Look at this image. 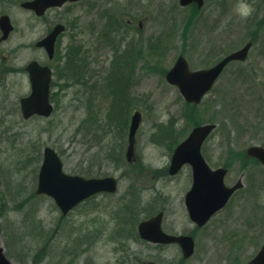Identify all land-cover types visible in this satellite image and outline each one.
Segmentation results:
<instances>
[{
  "label": "rangeland",
  "instance_id": "1",
  "mask_svg": "<svg viewBox=\"0 0 264 264\" xmlns=\"http://www.w3.org/2000/svg\"><path fill=\"white\" fill-rule=\"evenodd\" d=\"M13 9L19 10L15 16L20 28L9 44H25L19 65L35 56L44 58L34 42L57 21L69 24L58 39L61 55L68 45L86 51L78 62L81 68L69 71L68 66H59L60 58L55 62L54 80L81 77L77 83L65 82L62 89L58 88L55 97L59 107L50 118L24 120L16 109V99L30 91L28 75L15 74L9 81L10 103L0 109V210L2 204L6 214H0V245L5 246L7 256L17 264H31L39 254L42 260L38 264H54L56 258L50 255V248L46 249L48 241L38 237L36 228L51 232L56 223L62 225L64 239L73 229L75 238L76 229L84 232L88 224L96 233L98 227L92 226L103 223L100 241L76 264H120L125 255L123 246L139 253L143 264L161 255L140 237L134 238L138 223L164 207L165 223L191 225L183 205L192 181L190 168L186 165L174 178L165 170L172 139L177 136L180 142L194 125L212 121L217 127L205 141L203 154L212 167L228 166L227 184L240 178L244 186L201 228L188 264H233L236 258L242 262L252 258L264 244V165H251L243 151L264 142V0H206L201 12L182 7L179 0H81L48 11L40 20L20 8ZM250 36L256 41L248 59L228 65L196 109L188 106L179 89L166 80L165 74L179 54L185 55L194 69L209 67L244 45ZM133 45L137 58L129 80L125 72L127 84L108 82L118 50L122 60L124 53L129 57L134 54ZM86 52L92 58L90 68L84 58ZM127 63H122L123 70ZM85 66L91 73L101 70L100 75L89 78L90 84L81 82ZM183 105L184 113L180 111ZM135 109L143 113L135 159L126 166L115 165L109 153H114L115 142L120 149L126 147L124 131L127 133L128 126L124 121ZM91 113L95 114L96 126L101 124L109 132L110 143L101 145L100 137L76 135L79 121ZM181 129L184 132L179 135ZM45 145L62 153L68 173L119 177V192L82 203L59 221L61 213L52 198H27L36 187ZM27 154L33 160H26ZM126 170L129 176L123 175ZM35 219L41 225L36 226ZM20 220L24 223L18 226ZM42 246L48 252L44 256ZM133 251H127L128 260L133 258Z\"/></svg>",
  "mask_w": 264,
  "mask_h": 264
},
{
  "label": "water",
  "instance_id": "2",
  "mask_svg": "<svg viewBox=\"0 0 264 264\" xmlns=\"http://www.w3.org/2000/svg\"><path fill=\"white\" fill-rule=\"evenodd\" d=\"M66 0H34L24 3L25 6L35 9L43 14L47 7L62 5ZM192 1L199 4L203 0H181L183 5ZM41 2V3H40ZM1 26L4 37H7L12 26L7 16L2 17ZM64 29L58 24L54 30L38 45L45 46L49 56L52 57L54 43L57 35ZM252 43L236 50L224 57L215 66L209 69L191 71L188 63L181 56L174 67L168 72L167 79L180 87L181 92L188 101L199 102L208 91L216 78L231 60H244ZM31 81V93L21 99L22 110L25 118L33 114L49 116L53 111L50 102V82L52 71L49 66L40 65L37 61L28 64ZM141 121V113L137 111L133 115L128 147V159H131L135 143V133ZM215 128V124H204L193 129L190 135L180 143L174 151L171 161L170 172L176 173L185 162L191 163L194 172V184L186 196L187 206L191 218L198 224L203 225L211 215L225 205L233 191L241 186V182L233 187L224 184L226 170L219 168L212 170L206 163L201 146L206 137ZM250 155L256 156L264 162V148L253 146L248 149ZM117 189V181L114 177L85 178L80 175H71L63 171V162L58 153L52 147H45L44 159L39 173L37 193H46L55 198L64 213L68 212L81 200L101 191L114 192ZM162 214L140 224L139 230L143 237L156 242L179 240L186 252H193V241L190 237H173L165 234L160 227ZM254 264H264V246L252 261ZM0 264H12L0 248ZM251 264V263H249Z\"/></svg>",
  "mask_w": 264,
  "mask_h": 264
},
{
  "label": "flooded vegetation",
  "instance_id": "3",
  "mask_svg": "<svg viewBox=\"0 0 264 264\" xmlns=\"http://www.w3.org/2000/svg\"><path fill=\"white\" fill-rule=\"evenodd\" d=\"M19 3L18 0H0V15L2 13H10V11H12L11 17L13 19L14 24V30L11 33V35L6 38L5 40H0V80H2L1 78L5 77V73L9 70H11V67L8 65H12L13 70L10 71L9 75L13 74V73H19L20 72V66L18 65V60H19V54L21 52V50L23 49V47L25 46L24 43H20L17 44L15 46H10L9 42L12 39L13 34L15 33V31H18L20 26L18 24V22H16L15 17H14V11L11 10L10 8L15 7L17 4ZM31 12V11H30ZM33 13V12H31ZM34 19L36 20H40L42 19V17L36 16L34 14ZM128 23L130 24V26L132 27L134 25L133 21L131 19H129ZM140 24H142V21H140ZM0 36H1V30H0ZM17 54V55H16ZM87 58L90 60L92 59L91 57L87 56ZM87 67H90V62H88ZM90 72V71H89ZM8 75V77H9ZM7 84L10 85V82L8 83L6 81ZM5 87L4 85H1L0 83V95L3 93ZM191 172V170H190ZM170 178H174V176H170ZM184 203V201H183ZM185 205V204H184ZM166 208H164V218H163V223H164V230L167 231L168 233L174 234V235H191L194 238L195 241V251H196V247L198 246V241H199V232L201 230L202 227H199L195 224H191V225H178V226H174L171 224H167L165 223L166 220ZM92 227H98L97 231L98 232H94L92 235L91 234H87L85 235V242L86 245H88V238L90 237V240L94 242V244L98 243L100 241V238L104 232V227L103 225L100 223L99 225H93ZM61 230V226L57 223L55 224L54 227V231L56 232V238L54 240L59 241L58 240V236ZM88 230H94L91 229V227L88 226ZM56 247V246H55ZM155 248L157 250L161 251V255L158 256H154L149 260H156L162 264H188L189 260L193 257H185L183 254V249L181 247V245L179 244V242H172V243H164V244H160V245H156ZM57 251L59 252L60 250L58 249V247H56ZM174 249L175 252L174 253H170V250ZM61 252L63 253L62 249ZM147 263V262H146Z\"/></svg>",
  "mask_w": 264,
  "mask_h": 264
},
{
  "label": "trees",
  "instance_id": "4",
  "mask_svg": "<svg viewBox=\"0 0 264 264\" xmlns=\"http://www.w3.org/2000/svg\"><path fill=\"white\" fill-rule=\"evenodd\" d=\"M193 109H196L197 107L196 106H194V105H190ZM191 110V109H190ZM192 111V110H191ZM194 111V110H193ZM29 159H32L33 160V158H31L30 156H28V154H27V158H26V160H29ZM28 163H29V161H28Z\"/></svg>",
  "mask_w": 264,
  "mask_h": 264
}]
</instances>
